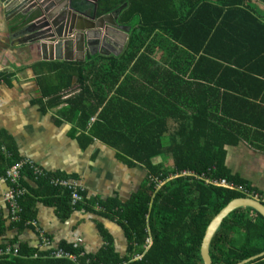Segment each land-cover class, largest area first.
<instances>
[{
	"label": "trees",
	"instance_id": "trees-1",
	"mask_svg": "<svg viewBox=\"0 0 264 264\" xmlns=\"http://www.w3.org/2000/svg\"><path fill=\"white\" fill-rule=\"evenodd\" d=\"M256 3L264 6V0H97L98 14L126 4L117 18L128 29L123 51L78 62L36 64L41 71L38 102L64 104L59 114L74 126L80 144L98 141L129 166H142L147 173L144 184L126 202L89 199L84 192V202L72 207L69 192L48 182L51 176L69 177L46 172L34 181V188H27L22 177L27 192L18 201L20 219H7L6 227L0 220V237L9 229L28 227L25 222L35 219L39 202L54 206L60 219L80 210L115 222L126 240L125 255L114 251L111 237L98 225L105 246L97 253L85 254L64 242L57 246L76 262L50 257L52 246L38 249L9 240L0 245H10L17 255L0 258V264H202L200 245L207 225L230 201L246 197L205 179L255 191L228 173L224 156L225 146L248 141L250 133L241 123L246 120L228 106L230 92L247 81L264 85V14ZM157 51L168 59L164 68L150 58ZM173 71L189 72V77L181 79ZM3 77L0 73V80ZM148 102L152 106L141 109ZM176 102L184 108H164ZM263 115L259 109L253 117ZM167 119L177 122L171 131ZM253 127L252 134L264 137V124ZM0 146L5 149L0 151L2 177L20 157L9 143L0 141ZM183 171L198 178L177 176L156 191L148 182L151 176L166 179ZM23 176L32 181L27 168ZM95 204L102 211H95ZM147 237L151 244L145 249ZM262 252L264 219L251 208L229 213L209 245L211 264H237ZM247 264H264V256Z\"/></svg>",
	"mask_w": 264,
	"mask_h": 264
},
{
	"label": "crops",
	"instance_id": "crops-1",
	"mask_svg": "<svg viewBox=\"0 0 264 264\" xmlns=\"http://www.w3.org/2000/svg\"><path fill=\"white\" fill-rule=\"evenodd\" d=\"M262 6L256 3L259 11ZM5 7L0 2V73L4 75L0 80V141L12 145L20 158L32 161L46 172L65 175L77 181L89 199L97 197L103 200L112 198L120 202L128 201L144 184L146 170L138 164L129 166L116 157L113 149L98 141L82 146L74 126L63 120L59 114L64 104L52 107L46 99L38 102L41 93L37 77L41 71L36 64L63 60L44 61L35 44L13 42L11 30L23 16L14 13L12 15ZM109 45L110 48L103 47L101 56H118L125 46L120 50V43L115 39H111ZM162 56V52L157 51L150 58L164 68V60L168 59ZM172 73L184 80L189 77V72ZM230 94L232 98L229 99L228 106L237 110L235 115L246 120L241 123L250 133L248 141L241 139L235 145L225 146L224 166L230 175L264 194V142L252 139H264L252 134V131H256L254 124H264V115L253 117L255 111L264 109V85L247 81V85ZM180 104H167L164 108L172 109L173 106L175 109H183L184 106ZM142 105L144 107L141 109L146 110L152 103ZM138 107L140 108V104ZM165 124L171 131L177 122L167 119ZM23 179L28 185L27 188L35 187L31 179L26 176ZM6 190L7 184L0 175V214L5 227L10 224L7 220V208L2 200ZM35 209L34 220L37 227L50 239V246L54 249L64 242L79 247L82 253H97L105 246L98 231L100 225L111 237L114 251L120 257L125 255L126 240L115 222L80 210L72 211L67 219H60L54 206L39 202ZM0 239V242L16 240L29 247L38 246L37 235L31 227H25L21 231L9 229Z\"/></svg>",
	"mask_w": 264,
	"mask_h": 264
},
{
	"label": "water",
	"instance_id": "water-1",
	"mask_svg": "<svg viewBox=\"0 0 264 264\" xmlns=\"http://www.w3.org/2000/svg\"><path fill=\"white\" fill-rule=\"evenodd\" d=\"M0 2L4 3L6 10L12 15L23 16L11 30L13 42L35 44L44 61L54 59L84 61L92 55H102L103 47L110 48L111 39L120 43L121 50L128 36L127 27L117 22L123 8L98 14L100 10L97 0H0ZM238 208H251L264 219L263 204L245 197L230 201L206 227L200 245L202 264H211L210 241L223 219ZM262 256L264 252L237 264H247Z\"/></svg>",
	"mask_w": 264,
	"mask_h": 264
},
{
	"label": "built area",
	"instance_id": "built-area-1",
	"mask_svg": "<svg viewBox=\"0 0 264 264\" xmlns=\"http://www.w3.org/2000/svg\"><path fill=\"white\" fill-rule=\"evenodd\" d=\"M72 37V35L70 36ZM0 151L2 153L5 152L3 146H0ZM9 156V155H7ZM27 168L31 172L32 181H36L40 177H44L47 175L46 171L41 168L40 166L36 165L30 160L20 158L17 162L13 163L9 167H7L2 175V180L5 181L7 184V190L3 194V203L6 205L7 208V217L12 222L19 221V213H20V206L18 205V201L26 194L27 190L21 185V180L23 177V171ZM177 176H193L198 178L197 175H194L190 172L183 171L180 175L169 176L166 179H161L156 176H151L148 178L149 184L153 185L154 190H159L167 181L170 179L177 177ZM201 178H203L201 176ZM48 182L53 187H59L60 189L66 190L69 192V204L74 207L79 203L84 202V190L77 181L69 178L59 177V176H51L48 179ZM206 184H210L213 186L236 190L239 193L245 194V198H250L254 201H257L261 204H264V194H259L256 191L250 192L247 190L245 186H235L231 183L226 182L225 180H212V179H205ZM250 188V187H249ZM95 211H102V208L95 204L93 206ZM0 220H2V216L0 214ZM25 225L34 229L37 239H38V249H47L51 246L50 239L44 234V232L37 227L35 220H28L25 222ZM151 244L150 237L145 239V249L149 248ZM17 251L16 249H12V247L8 244L0 245V258L4 256H16ZM82 255V253L80 254ZM35 254L33 257H36ZM50 257L55 259H67L71 262H76V257L72 254H68L63 252L60 249H53L50 253Z\"/></svg>",
	"mask_w": 264,
	"mask_h": 264
},
{
	"label": "rangeland",
	"instance_id": "rangeland-1",
	"mask_svg": "<svg viewBox=\"0 0 264 264\" xmlns=\"http://www.w3.org/2000/svg\"><path fill=\"white\" fill-rule=\"evenodd\" d=\"M263 5V4H262ZM260 13L264 14V6H262V8L260 9Z\"/></svg>",
	"mask_w": 264,
	"mask_h": 264
},
{
	"label": "flooded vegetation",
	"instance_id": "flooded-vegetation-1",
	"mask_svg": "<svg viewBox=\"0 0 264 264\" xmlns=\"http://www.w3.org/2000/svg\"><path fill=\"white\" fill-rule=\"evenodd\" d=\"M98 8H99V7H98ZM119 8H121V7H119ZM119 8H118V9H119ZM122 8H124V7L122 6ZM99 10H101V9L99 8ZM116 10H117V9H116ZM103 14H104V13H103Z\"/></svg>",
	"mask_w": 264,
	"mask_h": 264
}]
</instances>
